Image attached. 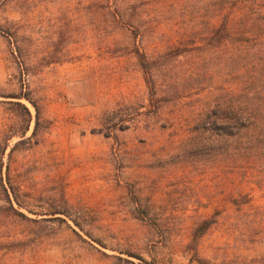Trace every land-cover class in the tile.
Listing matches in <instances>:
<instances>
[{"label":"rangeland","instance_id":"374dc122","mask_svg":"<svg viewBox=\"0 0 264 264\" xmlns=\"http://www.w3.org/2000/svg\"><path fill=\"white\" fill-rule=\"evenodd\" d=\"M93 1L0 0L3 180L19 187L24 205L9 191L14 206L36 219L6 211L0 181V264H128L107 254L198 264L188 244L213 217L202 256L264 264V152L251 161L183 153L204 103L230 84L223 66L212 57L191 89L183 77L213 55L189 53L145 72L101 33ZM177 2L147 0L162 31L132 41L148 47L174 37L187 21Z\"/></svg>","mask_w":264,"mask_h":264},{"label":"trees","instance_id":"16d2710c","mask_svg":"<svg viewBox=\"0 0 264 264\" xmlns=\"http://www.w3.org/2000/svg\"><path fill=\"white\" fill-rule=\"evenodd\" d=\"M92 3L101 20V33L113 36L114 44L124 54H134L145 72L151 73L154 67H168L172 59L189 53L213 55L196 62L202 70H192L183 77L182 87L191 89L194 84L204 82L210 71L207 65L215 64L212 57L223 66L230 84L215 93L212 100H207L194 119V124L189 128L190 137L183 143L186 157L229 156L235 161H251L264 152V0H178L179 16L187 21H183L177 34L164 44L158 42L148 47L132 41H144L162 31L161 22L156 21L162 20V17L154 11L147 14V0H95ZM147 49H151V52ZM17 51L22 53L20 46H17ZM148 52L158 57L148 60ZM195 80L198 82L193 83ZM148 82L155 91L153 78H149ZM12 97H25L34 103L26 94ZM173 97L167 96V99ZM5 150L6 147L2 148V155ZM3 165L1 158L0 181L6 201L10 203L6 211L36 220L20 210L24 203L20 199L19 187L5 185ZM9 191L20 208L14 206ZM57 213L66 212H53ZM216 222V217L204 218L192 232L188 249L192 260L198 264H212L210 259L200 254L199 244ZM107 255L128 264H147L142 256H135L141 262H134L119 255Z\"/></svg>","mask_w":264,"mask_h":264}]
</instances>
